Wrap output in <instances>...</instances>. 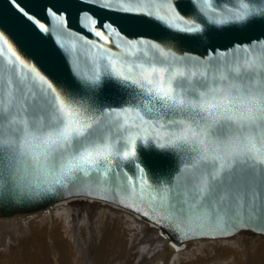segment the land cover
Returning <instances> with one entry per match:
<instances>
[{
    "label": "snow or ice",
    "instance_id": "6c2138e0",
    "mask_svg": "<svg viewBox=\"0 0 264 264\" xmlns=\"http://www.w3.org/2000/svg\"><path fill=\"white\" fill-rule=\"evenodd\" d=\"M190 2L194 13L186 17L173 0H86L195 38L207 36L209 26L264 22V0ZM11 5L49 32L18 0ZM48 15L67 30L63 14L49 8ZM82 24L105 43L79 37L90 46L91 70L77 63L74 87L49 78L0 30V206L54 196L118 198L147 217L158 236L171 240L160 231L167 227L181 242L231 238L264 223V40L257 55L237 45V54L241 47L246 54L242 63L238 55L229 62L226 51L209 53L205 63L153 40L125 41L112 23L101 27L87 11ZM112 35L119 52L105 47ZM153 148L180 160L171 181L152 182L143 152ZM156 251L139 248L141 256Z\"/></svg>",
    "mask_w": 264,
    "mask_h": 264
},
{
    "label": "water",
    "instance_id": "95a60500",
    "mask_svg": "<svg viewBox=\"0 0 264 264\" xmlns=\"http://www.w3.org/2000/svg\"><path fill=\"white\" fill-rule=\"evenodd\" d=\"M220 2L224 3L226 0H220ZM229 2L235 3L236 0H229ZM18 3L29 14L45 23L49 28V32L41 33L32 22L14 9L11 0H0V30L10 34V39L17 45L21 54L30 62L36 63L49 78L66 83L70 87L78 84V80L74 75L77 63L81 71L86 68L89 71L91 70V63L88 60L90 46L86 45L79 37L83 35L88 39L96 40L97 43H105L83 27L82 14L85 11L98 19L101 27L104 23H112L125 37V41L127 39L153 40L165 47H171L180 55L189 53L191 56L201 57L205 63L209 62V53L215 54L219 51H226L228 61L233 63L238 55L242 63L246 54L243 52L242 47L237 54V45L247 44L252 46V55H257L260 51L258 42L264 40V22H256L248 26H232L224 30H217L213 26H209L207 36L195 38L187 34L174 33L153 17L102 9L97 5L86 3V0H18ZM173 3L178 5L177 10L182 15L186 17L193 15L194 6L190 0H173ZM49 8L65 16L68 24L67 30L63 25H57L51 19L48 15ZM103 30L107 35L108 31ZM73 33L76 35H73ZM116 41L117 37L112 35L105 47H110L113 51L119 52L120 49L116 47ZM125 41H121V43L123 44ZM254 42H257L255 46H253ZM73 43L76 44L75 50L72 47ZM61 44L63 47H61ZM0 63H2V60H0ZM211 63L214 65L220 63L219 56L212 59ZM143 161L148 168L152 182L155 184H159L161 181H171L180 167L178 158L164 155L154 148L143 152ZM132 170L138 174V170L134 167ZM124 180L126 183V178ZM65 199V196H54L38 203L0 206V217H10L15 214L29 216L31 212L45 209L49 205ZM115 203L119 204L118 198ZM127 209L151 227L152 222L147 217L136 213L133 209ZM245 212H247V209H245ZM257 227H264V223L254 222L248 230L255 231L253 229ZM160 231H163L165 236H171V240L167 239V243H176V250L184 248V242L186 241L181 242L177 239L176 233H170L167 227L160 229ZM259 234L264 235V233Z\"/></svg>",
    "mask_w": 264,
    "mask_h": 264
},
{
    "label": "rangeland",
    "instance_id": "374dc122",
    "mask_svg": "<svg viewBox=\"0 0 264 264\" xmlns=\"http://www.w3.org/2000/svg\"><path fill=\"white\" fill-rule=\"evenodd\" d=\"M74 200H77L78 203L84 202L81 205L84 207L85 211L77 208L75 212L76 214L74 216H72L71 213L72 221L70 223L68 221L69 225L67 228L69 231V236L64 235L65 233L60 224L57 223L55 225L56 232L60 231V234L62 233L61 236L64 238L62 240L66 242L67 245L69 244V248L67 247L68 249L66 248L64 251V257L68 264H77V262L78 264H80V262L82 264H91L83 260V254H85L82 238L83 233L85 236H88L86 237V240L89 241L86 242V251L90 252V257L93 259L94 264H264V237L254 235L250 232L238 233L232 239L230 238L226 240H214L215 242H204V246H199V249L196 251L194 250L193 246H191L189 247V251L192 253L190 256H188V254H184L179 259L176 258L175 261V258L168 259V254L166 255L168 252L166 251L168 248L166 240L162 236H158L157 230L153 227H150L147 224L144 225V227H141V229H138L139 231H145L144 233H134L130 232L126 228L124 230L119 227L117 228V219H115L116 215H114V213L112 215H108L107 217L101 218L100 216L102 214L97 212L93 213L91 210H86L87 206H91V208L96 207L95 204L90 203V200ZM85 201L89 202V204ZM97 207L99 206L97 205ZM40 215L38 216L37 220H39ZM15 218L16 217L12 219V222L15 220ZM20 219L24 220L22 217ZM114 232L119 234L118 239H113V234H115ZM8 233L11 234L14 232L8 230ZM24 233L26 232L24 231ZM27 234L28 233L21 234L19 235L20 237H12V235L11 237L13 240L16 239L17 241L16 243L13 242L14 244H12V241L8 240H4V243L6 245L7 242L8 246H18V244L20 245L24 239L26 240L27 238H30V235ZM95 237L96 243L93 245L91 244V240H93ZM45 241H49L48 235ZM99 243L100 245L102 244L101 249H97ZM142 244H149L153 249H156L157 251L155 252V255L141 256L139 248L142 246ZM30 253L37 254V252H33V250L32 252L30 251ZM162 254L165 255L164 258L161 257ZM177 255L179 254H176L175 256L177 257ZM8 260H10V258H8Z\"/></svg>",
    "mask_w": 264,
    "mask_h": 264
},
{
    "label": "bare ground",
    "instance_id": "6f19581e",
    "mask_svg": "<svg viewBox=\"0 0 264 264\" xmlns=\"http://www.w3.org/2000/svg\"><path fill=\"white\" fill-rule=\"evenodd\" d=\"M86 200H90V203L96 205V207H92V208H91V206L90 207L87 206L86 210H91L93 213L97 212V213L102 214L100 216L101 218L107 217L108 215H112L114 213V215H116V218L115 217L114 218L117 219V221H116L117 222V228L119 227V228H122L123 230L126 228L130 232H134V233H139V232L144 233L145 232V231H141V230L139 231L138 229H141V227H144V225H147V224L145 222H143L142 220L138 219L133 214L132 211H130L129 209H127L123 205L117 204V203L112 202V201H104V200H99V199H86ZM91 201H93V202H91ZM83 203H81V202L78 203L77 200H74V199H68L67 202H65V200H61L55 204L49 205L45 209L31 212L30 216H25L24 214H15V215L10 216V217H0V264H29L32 262H33L32 264H68L65 260V257H64V253H65L64 251L68 247L69 244L67 245L66 242H64L62 240L64 238L61 236L62 233L60 234V231L56 232L55 225L57 223L60 224L61 228L63 229V231L65 233L64 235L69 236V231L67 228H68L69 223L72 221L71 220V213H72V216H74L76 214L75 212H76L77 208H80V209L85 211L84 207L81 205ZM86 203L89 204V202H86ZM97 205L99 207H97ZM84 213H86V212H84ZM39 215H40L39 220H37ZM14 217H16L15 218L16 221L14 220L12 222V219ZM21 217L24 218V220L20 219ZM68 221H69V223H68ZM88 225H89V223H88ZM86 229H87V227H86ZM88 229H89V227H88ZM8 230L13 231L14 233L9 234ZM24 231L26 233H28L27 235H30V238H27L26 240L24 239L20 245L18 244V246H15L16 248L13 247V245L8 246L7 242L5 245L4 240L12 241V244L16 243L17 242L16 239L13 240L12 237L19 236L21 234H26V233H24ZM63 231H61V232H63ZM93 232H94V230H93ZM241 232H250L254 235L264 237V235H261L258 232L248 230V229L247 230H243V229L239 230L234 236H236L238 233H241ZM114 233L115 234H113V239L114 240L118 239L119 234L116 232H114ZM108 234H109V232H108ZM47 235H48V239H49L48 242L45 241L47 238ZM86 237H88V236H85V234L83 233L82 234L83 244H84L83 248L85 250V254H83L84 255L83 260H85L86 262H89L91 264H94L93 259L90 257V252L86 251V249H87L86 242H89L88 240H86ZM233 237H231V239ZM226 239H230V238H217V239L197 238V239H192V240H188V241L184 242V244H185L184 248H182L180 250L173 249L171 247V244H168L167 239H165L166 243L168 245V248L166 250L168 252L167 253L165 252V253H166V255L168 254L167 255L168 259L175 258L174 259V261H175L176 258L179 259L184 254H188V256H190V254H192V253L189 251V247H191V246H193L194 250L196 251L199 249V246H204V244H205L204 242H211L214 240H226ZM91 241H92L91 244L95 245L94 243H96V237ZM101 248H102V244L100 245V243H99L97 246V249H101ZM32 250H33V252H37V254L36 253L31 254L30 251L32 252ZM176 254H179V255H177V257H176L175 256ZM161 257L164 258L165 255L162 254ZM8 258H10V260H8ZM127 261H129V260H127ZM77 264H78V262H77ZM80 264H82V263L80 262Z\"/></svg>",
    "mask_w": 264,
    "mask_h": 264
}]
</instances>
